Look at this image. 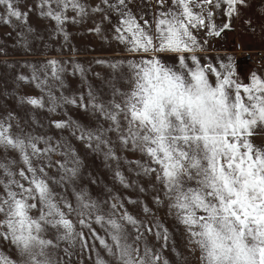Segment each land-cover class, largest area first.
<instances>
[{"label":"snow or ice","instance_id":"6c2138e0","mask_svg":"<svg viewBox=\"0 0 264 264\" xmlns=\"http://www.w3.org/2000/svg\"><path fill=\"white\" fill-rule=\"evenodd\" d=\"M143 2L144 8L136 0H100L91 7L82 0H39L36 5L65 40L66 23L100 14V22L89 31L101 34L103 25H111L113 39L134 58L108 65L127 77L123 89L114 80L104 81L108 99L90 84L86 93L66 95L65 67L55 59L33 68L31 77L17 76L42 93L20 96L21 104L50 114L59 111L64 118L48 120V128L59 136L37 134L35 128L43 125L35 117L24 127L13 113L0 119V246L16 252L13 259L0 251V264H67L55 253L61 242L94 250L89 237L111 258L97 254L96 264H169L160 249L149 246V235L162 242L161 248L171 236L147 202L129 201L141 206V220L117 196L104 202L109 207L105 213L86 189L77 190L84 161L72 139L117 164L122 159L117 147L146 157L125 163L135 165L137 176L154 177L152 205L166 208L167 216L183 228L193 251L199 250L200 264H264V145L253 139L264 130V77L253 71L250 83H242L231 57L217 66L210 60L202 63L206 58L197 55L206 51L209 38L231 28L232 18L248 7V0ZM0 6L4 24L12 18L27 23L32 11H21L14 0H0ZM69 10L75 16L69 17ZM218 13L226 22H216ZM75 67L83 76L84 70ZM69 107L88 114L95 126L74 119ZM54 155L60 159L53 160ZM53 168L56 175L50 174ZM114 176L126 188L135 184L119 167ZM70 186L75 204L67 196ZM146 190L138 187L140 193ZM93 222L105 227L107 239L92 228ZM63 251L70 257L68 248Z\"/></svg>","mask_w":264,"mask_h":264},{"label":"rangeland","instance_id":"374dc122","mask_svg":"<svg viewBox=\"0 0 264 264\" xmlns=\"http://www.w3.org/2000/svg\"><path fill=\"white\" fill-rule=\"evenodd\" d=\"M82 2L91 7L98 4L100 0H82ZM136 2L141 8L145 7L143 0H136ZM38 3L39 0H14V4L21 11H27L28 8L32 9L28 13L27 23L18 21L15 18H12L9 24L0 22V119H4L8 113H13L19 119L21 126L24 127L25 121L31 125L32 118L35 117L43 125V127L37 126L35 128L37 134L47 132L49 135L59 136L61 133L55 129L48 128L47 125L49 118L63 119V113L58 111L55 114H50L46 110H34L27 104H21L19 102L20 96L39 97L42 93L33 83L18 81L17 76L31 77L33 68L39 69L46 61L55 59L65 67L63 78L67 85L65 89L66 95L86 93L87 85L90 84L105 99H108L110 98V90L104 84V81L114 80L116 86L123 89L127 79L126 75L122 76L121 72L114 73L113 69L108 65L134 57L125 50L124 45L113 39L111 25H103L101 34L89 31V29L94 28L100 22V14H90L79 23H66L64 28L68 33V37L65 40L63 33L55 31V23L53 21L39 15V9L36 7ZM4 13L5 9L0 6V15ZM66 14L69 17L75 16V13L71 10L67 11ZM115 19V16H113V23H115ZM216 22L218 23V15L216 16ZM29 28L32 31H28ZM199 35L201 39L204 38L203 32ZM236 41L243 43L242 40H234L232 36L222 33L219 37L209 38L206 51L199 52L197 55L206 58L202 59V63L210 60L217 66H219L220 62L228 63V59L231 57L236 69V76L242 83H250L253 71L264 77V62L246 63L238 60L231 53L233 43ZM244 48L246 49L247 47L245 46ZM97 61H104L105 63H97ZM168 63L171 64L173 61L168 59ZM76 65H79L84 70L83 76L76 71ZM122 72L126 73L127 69L124 68ZM97 73L99 76H97ZM211 79L214 81V77ZM68 111L74 119L79 120L82 124L91 127L95 126V121L88 114L72 107H69ZM13 123H15V120ZM62 135L67 137L68 133L64 132ZM253 139L255 143L264 145V130H258V134ZM71 143L84 161L82 175L75 185L77 190L80 188L86 189L93 200L101 202L105 213L109 211V207L104 202L110 203L112 197L117 196L123 203L124 208L134 217L141 220L145 219L141 206L129 203V201L143 200L147 202L150 207L157 211V216L168 227L171 236L167 247L161 248L162 242H157L154 236L149 235L147 237L149 246L160 249L162 256L169 261V264H200L199 250L193 251L194 246L188 244L183 228L167 216L166 208L157 210L156 206L152 205L151 196L153 192L150 185L154 177L150 180L142 175L137 176L135 165L125 163V160H146V157H142L138 152L123 151L117 147V154L122 157L117 164L116 161H106L102 152L93 153L80 141L72 139ZM7 155L10 158H16V153L9 152ZM3 157L4 153L0 151V159H3ZM56 159H60V157L54 155L53 160ZM117 167H119L128 182L135 181L132 187H124L115 178L114 172ZM49 171L50 174L56 175L54 168ZM93 180H95V183L92 182ZM141 185L147 189L144 193L138 191V187ZM72 187L68 188L67 196L75 204ZM57 191H60V189H57ZM71 218L73 220L77 219L75 216ZM76 227L78 231L81 230L78 224ZM92 228L101 237L107 239L105 227L93 222ZM82 230L86 235L89 234L87 228ZM128 230L134 234V229L131 226H129ZM93 244L95 245L94 250L81 251L78 242L72 245L68 242H61L60 249L55 250V253L57 257L64 258L67 264H96L97 254L105 260L111 259L99 241L92 240L89 237L90 249ZM64 248L69 249L70 257H65ZM0 251H3L5 255L13 259L16 258L15 250L7 245L0 246Z\"/></svg>","mask_w":264,"mask_h":264},{"label":"crops","instance_id":"0c3cea01","mask_svg":"<svg viewBox=\"0 0 264 264\" xmlns=\"http://www.w3.org/2000/svg\"><path fill=\"white\" fill-rule=\"evenodd\" d=\"M217 15L218 24L226 22V18ZM223 34L242 40L246 49L264 50V0H248V7L241 8L240 15L232 18L231 28Z\"/></svg>","mask_w":264,"mask_h":264},{"label":"built area","instance_id":"2783aa9c","mask_svg":"<svg viewBox=\"0 0 264 264\" xmlns=\"http://www.w3.org/2000/svg\"><path fill=\"white\" fill-rule=\"evenodd\" d=\"M231 53L234 54L238 60H241L246 63L264 62V50L245 49L239 41L233 43Z\"/></svg>","mask_w":264,"mask_h":264}]
</instances>
